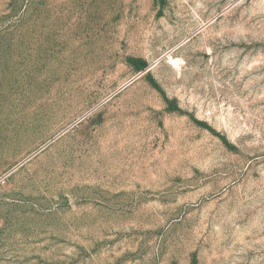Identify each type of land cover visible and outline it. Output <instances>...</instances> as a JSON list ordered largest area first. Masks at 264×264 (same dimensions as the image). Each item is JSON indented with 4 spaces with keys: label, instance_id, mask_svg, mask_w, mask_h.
Instances as JSON below:
<instances>
[{
    "label": "rangeland",
    "instance_id": "374dc122",
    "mask_svg": "<svg viewBox=\"0 0 264 264\" xmlns=\"http://www.w3.org/2000/svg\"><path fill=\"white\" fill-rule=\"evenodd\" d=\"M0 264H264V0H0Z\"/></svg>",
    "mask_w": 264,
    "mask_h": 264
},
{
    "label": "bare ground",
    "instance_id": "6f19581e",
    "mask_svg": "<svg viewBox=\"0 0 264 264\" xmlns=\"http://www.w3.org/2000/svg\"><path fill=\"white\" fill-rule=\"evenodd\" d=\"M169 61H170V63L174 66V67H176V68H178L179 67V65L181 64V61L180 60H178V59H172V58H169ZM128 83V82H127ZM125 86V84H123L120 88H122V87H124ZM95 91H97V87H95V85H91V87H89L86 91H84V95H86V96H88L90 93H92V92H95ZM35 128L33 127V128H30V129H28V130H26V131H24V132H22L21 134H20V136L16 139V141H14L13 142V144L9 147V150H13V149H15L17 146H20V145H22L24 142H26L27 140H30L31 138H32V136H33V133L35 132Z\"/></svg>",
    "mask_w": 264,
    "mask_h": 264
}]
</instances>
